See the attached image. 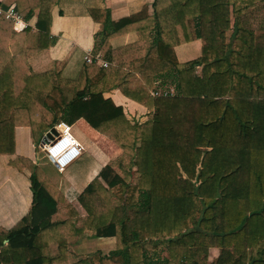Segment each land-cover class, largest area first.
I'll list each match as a JSON object with an SVG mask.
<instances>
[{"label": "trees", "instance_id": "16d2710c", "mask_svg": "<svg viewBox=\"0 0 264 264\" xmlns=\"http://www.w3.org/2000/svg\"><path fill=\"white\" fill-rule=\"evenodd\" d=\"M57 1L0 3L5 9L15 5L27 21L39 12L36 47L23 43L15 53L12 46L26 40L31 28L18 33L0 16V155L15 152L17 127H29L40 149L59 123L84 119L123 151L78 197L88 214L81 230L116 238L110 259L205 264L209 248L219 247L221 256L212 264H264V35L242 19L255 0H156L153 15L145 8L118 22L105 12L96 49L109 65L85 66L76 80L56 69L37 73L30 62L53 44ZM132 31L138 42L111 48L112 39ZM229 31L234 39L225 49ZM195 39L205 42L203 57L180 64L175 48ZM154 49L165 62L153 68L155 77L119 79L124 64ZM157 77L177 94L153 97ZM119 88L148 108L146 122L132 123L123 107L105 97ZM65 89L73 92L71 99ZM101 135L91 133L97 146L112 153ZM11 166L30 170L33 204L16 228L0 235V264L64 261V222L54 221L64 196L31 160L18 158ZM163 249L166 260L150 254Z\"/></svg>", "mask_w": 264, "mask_h": 264}, {"label": "crops", "instance_id": "0c3cea01", "mask_svg": "<svg viewBox=\"0 0 264 264\" xmlns=\"http://www.w3.org/2000/svg\"><path fill=\"white\" fill-rule=\"evenodd\" d=\"M2 1L0 0V3ZM155 1L58 0L52 9L51 34L53 44L50 49L36 55L30 61L34 71L44 73L51 69H56L57 72L62 73L64 78L76 80L85 66L93 64L87 61L86 57L88 54L94 58L99 56L100 60L108 62L101 57L96 49V35L102 27V23L99 20H102L103 16L106 15L105 12H109L111 20L115 22L136 15L145 8H148V15L151 16L154 13L153 4ZM13 6L15 7V5ZM249 11H253V13ZM248 12L250 14V23L260 22V20L264 22L262 21V16L260 19V9L248 10L243 17ZM38 13L36 11L29 21L24 19L25 28H31L30 35L23 42L18 41L15 43L11 48L12 52L19 51L23 43L30 48L36 47L39 31L37 28ZM255 34L258 35L256 32ZM138 40V33L132 31L112 39L110 46L113 50H116L132 45ZM204 47L205 42L202 39H195L190 43L176 47L175 57L180 64L198 60L203 57ZM155 50L151 51L149 56L144 59L124 64L121 67L122 71L119 74V79L130 77L128 79L130 80L155 77L156 72L154 69L165 64ZM199 68L202 67L197 69ZM158 89H175V87L170 85V83L164 84L161 78L157 77L155 90ZM65 93L69 99L72 98L73 92L70 89H65ZM105 97L112 99L117 106L123 107L128 119L133 123H135L133 119H136L140 124L148 120V108L137 101L129 99L120 88L110 89L105 93ZM71 127L75 136L84 146V151L93 149L92 146L93 143L95 146V141L91 137V133L95 135L101 134L94 130L84 119L79 120ZM99 137H103L114 151L112 153L105 149L94 151L93 161L82 172L78 170V172L68 173V169L61 173L53 165L59 175L53 174L52 177L50 176V180L65 198V201L59 205V213L54 217V221L64 222L61 227V233L68 244L66 259L54 264H78L84 256L89 259L88 255L92 253L93 261H102L101 257L106 259L105 255L116 250V238H97L93 232L90 234L88 230H81L88 214L78 200L79 195L99 176L103 168L117 161L123 153L111 140L103 135ZM37 152V146L32 141L31 129L29 127H17L15 129V152L0 155V235L16 228L23 218L30 214L33 204L30 170L20 171L11 166V162L18 158H25L31 160L39 167L36 162ZM5 247H8V243H6ZM100 255L101 257L96 259ZM108 264H111V262H108Z\"/></svg>", "mask_w": 264, "mask_h": 264}, {"label": "built area", "instance_id": "2783aa9c", "mask_svg": "<svg viewBox=\"0 0 264 264\" xmlns=\"http://www.w3.org/2000/svg\"><path fill=\"white\" fill-rule=\"evenodd\" d=\"M2 15L14 23V30L16 32H21L25 28L24 18L16 11L14 6L8 9L0 6V16ZM86 59L89 63H97L102 67H108L109 65L108 62L100 60L99 56L94 58L92 55L88 54ZM174 95H176L175 89H158L152 92L153 97H169ZM56 129L58 135L54 136L48 144L41 145L40 150L45 158H47L59 172L64 173L72 164L81 159L84 154V147L73 133L71 125L61 122L57 125Z\"/></svg>", "mask_w": 264, "mask_h": 264}, {"label": "rangeland", "instance_id": "374dc122", "mask_svg": "<svg viewBox=\"0 0 264 264\" xmlns=\"http://www.w3.org/2000/svg\"><path fill=\"white\" fill-rule=\"evenodd\" d=\"M249 7H250V10H253L254 8H256V10L257 9H260V19H261V16H262V21H264V11H263L264 10V1L263 0H255L254 1V6H249ZM230 9L232 10V8H230ZM249 12L250 13H253V11H249ZM249 12H248V14L245 15V17H242L244 26L247 27V28H249V29L254 30V32H256L258 34V36H263L264 35V22H261V20H260V22H255V23H252L251 22L250 23L249 22L250 21L249 20L250 19ZM232 22H234V17L233 16H232ZM232 36H233V31L227 32L226 38L224 40V42H225V49H226V47L230 43H232V41L234 39ZM219 43H220L219 45H222V40L221 39L219 40ZM197 74H199V75L202 74V68L197 69ZM133 121L135 123H138L136 121V119H133ZM41 142H42V140H41ZM40 147H41V145H40ZM92 147H93V149H91L89 151H84V154L81 157V159H79L77 162H75L74 164H72L68 168L69 169L68 173L78 172V170L80 172H82L84 170V168L87 167L88 165H90L91 162L93 161V156H94L93 153H94V151H96L98 149L104 150V148H101V147L97 146L96 143H95V146H94V143H93V146ZM37 150H38V152L36 153L37 154V156H36V158H37L36 162L39 164V168L44 173V175H46V177H48L49 179H50V176L52 177L53 174L59 175L57 169H55L54 166H53V164H51L49 162V160L47 158H45V156L41 152V150L38 149V148H37ZM128 163H129V159H127V158L124 159V161L122 162V164L124 166H127ZM47 164H49V165L47 166ZM134 170H136V169L134 168ZM114 172H117V173H120L121 174V170L119 169V166H115ZM82 219H84V218H82ZM90 234H91V231H90ZM221 253H222V249L221 248H219V247H210L209 248V251H208L207 261H206L205 264H212L213 262H215L221 256ZM150 254L156 260H160V261H163V259L166 260L169 257V255H168L169 253H168L167 249H163L161 251H151ZM92 255H93V253L90 254V255H88L89 256V259L86 258L87 256H84L82 259H80L81 261L78 262V263H80V264H103L104 262H107L108 261V262H111V264H118V262L116 260L110 259L109 256L111 255V252L108 253L109 256L108 255H105L106 259H104L103 257H101V255L100 256H97L96 259H99V257H101L102 261L101 260H99V261L97 260L96 262L93 261L94 257H92ZM108 262L105 263V264H108ZM160 264H164V263L161 262Z\"/></svg>", "mask_w": 264, "mask_h": 264}, {"label": "water", "instance_id": "95a60500", "mask_svg": "<svg viewBox=\"0 0 264 264\" xmlns=\"http://www.w3.org/2000/svg\"><path fill=\"white\" fill-rule=\"evenodd\" d=\"M58 135V131L56 128L52 129L48 134L47 136H45L42 140V144L41 145H45V144H48L49 141L51 139H53L54 136H57Z\"/></svg>", "mask_w": 264, "mask_h": 264}]
</instances>
